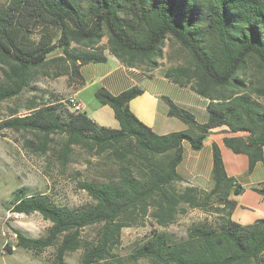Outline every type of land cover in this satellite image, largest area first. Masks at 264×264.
<instances>
[{
  "label": "trees",
  "instance_id": "obj_1",
  "mask_svg": "<svg viewBox=\"0 0 264 264\" xmlns=\"http://www.w3.org/2000/svg\"><path fill=\"white\" fill-rule=\"evenodd\" d=\"M10 9H0V56L9 61L0 85V102L20 93L31 68L43 65L56 47L42 36L34 43L28 38L33 23L50 24L60 32L58 45L72 63L80 84L79 66L103 61L106 54L93 46L107 36L109 53L129 66L155 61L166 40L175 41L189 56L186 65L175 66L164 75L189 85L206 97L208 119L198 123L193 113L169 102L168 114L188 129L158 134L142 123L128 102L142 89L129 88L118 95L99 88L95 95L109 105L118 128L100 126L84 111L60 113L55 103L31 108L27 114H11L0 128L14 131L65 133L60 148L66 157L71 145H82L98 154L109 151L118 163L117 175L104 181L84 180L80 188L92 203L66 207L43 193H30L21 186L10 194L9 211L38 212L50 221L45 237H28L16 228V246L35 253L55 245L54 264H65L67 252L79 248L80 231L99 225L93 241L85 242L82 264L109 260L119 243L121 229L130 220L150 212L156 223L166 226L175 219L177 206L185 203L219 216L217 221L195 223L185 238L154 230L130 255L146 258L149 264H264V219L250 225L231 220L236 203L231 198L243 188L227 175L217 145L212 147V185L208 191L197 186L179 190L181 180L175 167L182 158V142L200 149L208 133L225 125L224 143L249 159V169L262 159L264 145V0H11ZM72 43L88 49L70 48ZM253 62L256 75L246 69ZM258 77V79H257ZM77 84V86H78ZM76 86V87H77ZM75 87V88H76ZM42 149V147H40ZM45 151V150H43ZM167 157L162 162L155 156ZM145 160L146 167L134 161ZM264 194V183L254 188ZM135 217V218H134ZM3 249L12 253L7 244Z\"/></svg>",
  "mask_w": 264,
  "mask_h": 264
},
{
  "label": "rangeland",
  "instance_id": "obj_2",
  "mask_svg": "<svg viewBox=\"0 0 264 264\" xmlns=\"http://www.w3.org/2000/svg\"><path fill=\"white\" fill-rule=\"evenodd\" d=\"M10 7L13 8L11 0H0V9ZM27 34L29 41L34 43L46 35L56 47L47 54L43 65L30 69L28 82L19 94L0 102V124L11 114L22 116L31 111V108L51 103L60 106L62 116L68 111L77 112L70 109L68 99L79 80L72 73V63L58 45L59 30L50 24L32 22ZM70 48L91 50L76 43H72ZM93 49L110 54L107 36L102 37ZM188 57L179 44L168 39L155 66L147 62L137 66L146 71L164 74L175 66L186 65ZM8 66L9 61L0 56V85L8 82ZM246 73L248 77L257 74L252 61ZM65 140V133L53 132L45 136L37 132L0 128V264H54L55 245L44 247L38 253L16 246V236L11 228L18 229L25 236L38 238L46 236L51 223L38 212L23 214L9 211L8 201L14 189L26 186L30 193H43L60 205L75 208L92 203L91 197L80 188L84 180L101 182L117 175L118 163L109 151L98 154L95 149L73 144L68 155L61 157L60 148ZM154 158L160 162L167 159L164 155ZM134 162V169L136 166L145 168L147 164L145 160L139 159ZM174 186L181 190L186 186L196 185L179 180ZM197 187L208 191L211 185ZM217 218L219 216L214 213L181 203L177 206L175 219L166 226H160L148 212L143 217L130 220V224L121 229L119 243L111 251V258L101 260L98 264H149L146 258L134 260L130 255L154 230L171 233L176 238H185L189 226L205 220L217 221ZM98 229L99 225L83 228L80 231V238L83 240L81 244L93 241ZM5 244L14 252L7 253L3 249ZM82 245L65 254V264H82Z\"/></svg>",
  "mask_w": 264,
  "mask_h": 264
},
{
  "label": "crops",
  "instance_id": "obj_3",
  "mask_svg": "<svg viewBox=\"0 0 264 264\" xmlns=\"http://www.w3.org/2000/svg\"><path fill=\"white\" fill-rule=\"evenodd\" d=\"M80 84L72 91L80 105V111L100 126L118 128L113 109L102 104L95 95L105 88L113 95L138 87L142 92L128 102L130 111L145 125L158 134L188 129V125L168 114L169 102L193 113L198 123L208 119L209 100L196 93L189 85H181L164 74L146 71L139 66H129L111 54L103 61H90L79 66ZM229 132L222 125L212 129L200 149H193L187 141L182 142V158L175 170L181 181L196 186L212 185V147L217 145L228 176L243 190L231 198L236 205L231 220L250 225L264 219V194L254 190L264 183V145L262 159L249 169V159L244 153H236L224 143V137L244 135ZM24 249V248H23ZM27 250V249H25ZM14 252V251H12Z\"/></svg>",
  "mask_w": 264,
  "mask_h": 264
},
{
  "label": "built area",
  "instance_id": "obj_4",
  "mask_svg": "<svg viewBox=\"0 0 264 264\" xmlns=\"http://www.w3.org/2000/svg\"><path fill=\"white\" fill-rule=\"evenodd\" d=\"M68 104L72 111H80V105L73 97H69Z\"/></svg>",
  "mask_w": 264,
  "mask_h": 264
}]
</instances>
